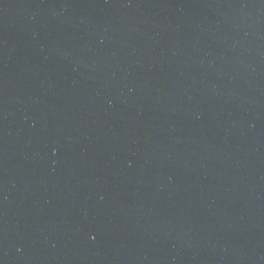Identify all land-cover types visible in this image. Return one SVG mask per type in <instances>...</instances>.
Returning a JSON list of instances; mask_svg holds the SVG:
<instances>
[{
  "label": "water",
  "instance_id": "water-1",
  "mask_svg": "<svg viewBox=\"0 0 264 264\" xmlns=\"http://www.w3.org/2000/svg\"><path fill=\"white\" fill-rule=\"evenodd\" d=\"M0 264H264V0H0Z\"/></svg>",
  "mask_w": 264,
  "mask_h": 264
}]
</instances>
